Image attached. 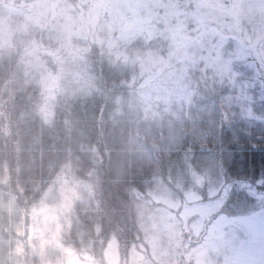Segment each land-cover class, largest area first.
<instances>
[{"label": "trees", "instance_id": "trees-1", "mask_svg": "<svg viewBox=\"0 0 264 264\" xmlns=\"http://www.w3.org/2000/svg\"><path fill=\"white\" fill-rule=\"evenodd\" d=\"M21 1L0 0V264H66L69 252L109 264L112 241L116 264H191L198 237L182 230L171 249L189 199L216 203L207 224L264 211L259 60L255 72L222 47L206 62L194 27L64 36L28 20ZM59 1L75 24L89 2ZM12 14L22 33L4 30Z\"/></svg>", "mask_w": 264, "mask_h": 264}, {"label": "rangeland", "instance_id": "rangeland-1", "mask_svg": "<svg viewBox=\"0 0 264 264\" xmlns=\"http://www.w3.org/2000/svg\"><path fill=\"white\" fill-rule=\"evenodd\" d=\"M86 1H89L87 7L81 10L80 16L76 14L77 18L81 19L77 24L68 8L61 6L59 0H22L19 9L36 25L57 27L64 36H70L73 27L90 25L152 27L154 30L163 31L168 27H194L193 30L201 29L197 34L199 38L192 41L195 55L207 57L204 59L206 62H213L209 56L226 47L231 48L230 53L235 54L238 61H248L255 72L258 69L256 60H259L264 68V0H195L194 10L190 9L192 0ZM94 14H99L102 22L97 23L98 18L96 19ZM17 16L18 14H12V20H9L6 27L3 21L1 27L10 32L11 27H14L12 25L18 24ZM149 16L153 19L152 22H149L152 20ZM134 19L140 23L135 24L132 22ZM20 22L22 23V18ZM14 29L22 33V27ZM3 39L4 37H1V40ZM184 40L189 44L191 38L185 37ZM71 44L68 37L60 45H66L68 53L71 54L75 52ZM176 44L183 46L181 40L176 41ZM159 84L167 89L171 87L166 80ZM148 94L151 95L150 92ZM189 200L191 201L185 203L178 216H172V250L178 245L181 239L179 236L184 230L188 235H193V239L198 237L195 243L189 242L185 247L186 261L192 262L191 264H264V211L232 220L219 217L207 224L205 217L213 213L216 203L202 204ZM169 217L171 218V215ZM203 230L205 234H201ZM176 253L173 259L176 258ZM105 256L109 264H116V242L108 245ZM66 264L89 263L69 252Z\"/></svg>", "mask_w": 264, "mask_h": 264}]
</instances>
